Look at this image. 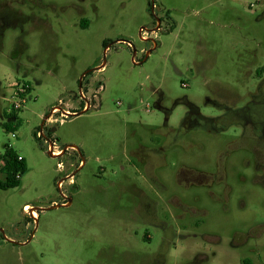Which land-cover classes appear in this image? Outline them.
Segmentation results:
<instances>
[{"label":"rangeland","instance_id":"rangeland-1","mask_svg":"<svg viewBox=\"0 0 264 264\" xmlns=\"http://www.w3.org/2000/svg\"><path fill=\"white\" fill-rule=\"evenodd\" d=\"M44 3V24L26 47L16 50L10 29L0 45V154L11 146L27 167L19 187L0 190V264H153L157 257L161 264H243L252 242L243 233L264 218V195L246 166L252 157L241 129L233 125L215 137L194 129L165 149L164 128L184 134L186 101L209 117L220 110L206 100L219 103L220 95L233 92V109L249 103L264 80V0ZM21 84L31 90L15 130L6 132L2 123ZM86 89L88 100L99 96L92 109L61 122L59 114L55 122L45 119L61 105L69 114L83 112L80 91ZM232 138L228 200L222 188L178 185L181 166L214 171ZM49 142L56 152L68 145L77 151L51 158ZM140 148H164L156 174L167 192L156 194L143 179L132 155ZM70 171L76 172L72 183ZM133 184L154 200L160 218L166 220L172 195L208 214L167 219L162 238L138 216L129 219Z\"/></svg>","mask_w":264,"mask_h":264},{"label":"flooded vegetation","instance_id":"flooded-vegetation-1","mask_svg":"<svg viewBox=\"0 0 264 264\" xmlns=\"http://www.w3.org/2000/svg\"><path fill=\"white\" fill-rule=\"evenodd\" d=\"M43 17H45L44 0H0V45H3L5 42L6 32L10 29V31L16 33V36L13 39V44L14 47H16V50L20 47H26L27 41H29L31 37L36 36L37 33H40L44 24V21L42 20ZM159 26L155 27L153 30H158ZM103 67L104 64L98 66L97 70H101ZM101 86H103L102 83L99 87ZM87 92L88 89H86L85 92L80 91L81 98L85 100L83 109L86 111L93 108L96 96L99 97L96 93H93L90 100H88L86 97ZM249 97V103L241 109H233V92H230V94L227 93L223 96L220 95L219 103L206 100L211 106L219 108L220 115L217 117L203 115L197 106L186 101L189 112H187L182 123L184 134L182 130H174L166 125L164 128V136L166 137L167 142L164 146L165 149H168L177 143H181L183 136L194 129H202L209 136L211 135L215 137L225 130H233V125L238 126L242 131V138L247 140L245 149L248 151L249 156L252 157V161H246V166L250 167L249 171L251 172V176L255 183L262 188L261 193L264 195V114H257L255 111L256 108L264 110V80L258 86L256 93L249 95ZM157 107L160 108V106ZM57 109L58 114L63 119L66 116L77 117L74 116V114H76L75 110L72 111V114L67 115L69 114V111L65 109L63 105L57 106ZM167 115H169V113H167ZM211 125L216 127L214 133L210 129ZM67 149L77 151V148L74 149L69 147ZM67 149H60V152H58L62 156ZM163 151L164 148H140L132 152L133 157L136 158V162L142 167L143 179L150 189L154 191L157 190L155 192L156 194H163L168 191L166 185L156 174L157 167L164 163L162 155ZM218 155L215 169L212 172L181 166L175 176L178 185L183 187L192 183H201L200 185H205V187L210 190L222 188V197L225 200H228L230 194L232 193L233 195V186H226L224 182L227 176V170L230 169L233 174V138L227 142L225 148L220 151ZM230 157V164L227 166V160ZM80 164L81 162H79V165ZM75 174L76 172L70 171L66 175V178L70 183L73 182ZM210 194L213 199H216L213 192ZM63 199L62 204L67 206L66 197ZM128 203L131 210V213L128 214L129 219L135 221L136 216H138V220L142 223L141 225H148L155 230H159L161 232L160 237L162 238L168 236V231H166L167 219H184L187 215L192 216V218H204L208 214L206 210H200L196 205L185 203L179 196L172 195V198L167 205L168 215L164 216L166 217V220L160 218L157 216L155 210L156 203L154 200L151 199L141 187H138L135 184L131 185L128 189ZM262 204H264V198L262 199ZM26 208L27 207L24 208L25 211L28 210ZM33 209L34 208L31 209L32 211L29 210V215L32 219H35L37 217L35 213L36 209ZM173 209L178 210L180 213L178 215L174 214ZM33 213H35V218L33 217ZM204 223V219L200 221L198 220L194 226L199 228L204 225ZM233 233L234 232L232 231V238ZM243 234L245 237L249 238V240H252V242L249 249L250 256L242 260V263L264 264V218L253 226L248 225ZM154 261L153 264H161L164 260L161 261L160 258L157 257Z\"/></svg>","mask_w":264,"mask_h":264},{"label":"trees","instance_id":"trees-1","mask_svg":"<svg viewBox=\"0 0 264 264\" xmlns=\"http://www.w3.org/2000/svg\"><path fill=\"white\" fill-rule=\"evenodd\" d=\"M29 93L30 89L27 94ZM18 111H11L5 114L6 120L2 123V127L6 132H13L15 130L14 124L17 121ZM26 172L27 167L24 159L17 155L12 147L5 145L3 153L0 154V190L19 187Z\"/></svg>","mask_w":264,"mask_h":264},{"label":"built area","instance_id":"built-area-1","mask_svg":"<svg viewBox=\"0 0 264 264\" xmlns=\"http://www.w3.org/2000/svg\"><path fill=\"white\" fill-rule=\"evenodd\" d=\"M15 89H17V88H15ZM29 89H30V86L29 85L21 84V86H19V88L17 89V92H15V94L13 96V98L15 100H12L11 101V110L9 112L16 111V110H20L21 109L22 104H24L25 101H26V96H27V92H28ZM56 114H58V109H57V107H53L51 109V112L49 113V116L47 115L48 118L46 120H49L50 119V122L51 121L52 122L53 121L55 122L56 119L53 118L52 116L53 115H56ZM62 119L63 118L61 117L60 122L62 121ZM11 137L14 138L15 135L12 133L11 134ZM53 154H57V152L54 150V146H53Z\"/></svg>","mask_w":264,"mask_h":264},{"label":"water","instance_id":"water-1","mask_svg":"<svg viewBox=\"0 0 264 264\" xmlns=\"http://www.w3.org/2000/svg\"><path fill=\"white\" fill-rule=\"evenodd\" d=\"M148 53H149V52H148ZM85 111H86V110H84L83 112H80V113H78V114H74V116H79V115L83 114ZM67 115H70V114H67ZM48 116H49V115H48ZM48 116H46L45 119H47ZM69 147H70V148H74V149H76L75 146H73V145H68V146H66V147L64 148V150L67 149V148H69ZM47 154H48V156L51 157V158H55V157L59 156V155L53 154V143H51V142H49V146H48ZM57 207H59V206H52L51 208H57ZM31 211H32V210H31Z\"/></svg>","mask_w":264,"mask_h":264},{"label":"crops","instance_id":"crops-1","mask_svg":"<svg viewBox=\"0 0 264 264\" xmlns=\"http://www.w3.org/2000/svg\"><path fill=\"white\" fill-rule=\"evenodd\" d=\"M102 87L104 88V86H101L99 89H102ZM66 106L73 110V106L70 103H66Z\"/></svg>","mask_w":264,"mask_h":264},{"label":"bare ground","instance_id":"bare-ground-1","mask_svg":"<svg viewBox=\"0 0 264 264\" xmlns=\"http://www.w3.org/2000/svg\"><path fill=\"white\" fill-rule=\"evenodd\" d=\"M26 209H29L28 207ZM33 215L35 216V213H33Z\"/></svg>","mask_w":264,"mask_h":264}]
</instances>
